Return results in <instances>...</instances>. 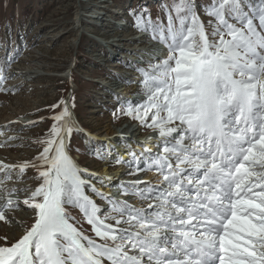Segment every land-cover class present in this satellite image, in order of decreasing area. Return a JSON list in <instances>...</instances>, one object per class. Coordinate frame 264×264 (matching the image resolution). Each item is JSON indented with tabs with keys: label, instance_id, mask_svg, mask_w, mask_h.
Masks as SVG:
<instances>
[{
	"label": "snow or ice",
	"instance_id": "snow-or-ice-1",
	"mask_svg": "<svg viewBox=\"0 0 264 264\" xmlns=\"http://www.w3.org/2000/svg\"><path fill=\"white\" fill-rule=\"evenodd\" d=\"M128 13L166 55L135 69L144 99L113 116L154 130L160 150L146 146L150 136L139 153L126 149L128 160L111 148L89 154L126 164L130 175L152 171L156 182L119 184L140 207L99 191L93 181L111 178L72 155L76 135L86 145L96 138L75 119L74 103L58 99L36 155L0 161V264H264V0H209L207 20L196 0H170L156 19L143 7ZM5 31L7 93L14 89L3 86L4 68L18 53L8 47L10 26ZM27 169L35 170L34 187H7ZM17 210L29 211V221Z\"/></svg>",
	"mask_w": 264,
	"mask_h": 264
},
{
	"label": "rangeland",
	"instance_id": "rangeland-1",
	"mask_svg": "<svg viewBox=\"0 0 264 264\" xmlns=\"http://www.w3.org/2000/svg\"><path fill=\"white\" fill-rule=\"evenodd\" d=\"M95 2L101 7L98 8ZM169 2L170 0H0V64L7 59L3 53L5 41L9 39L5 30L9 26L11 42L8 47L18 53L15 60L4 68V75L8 78L3 86L14 91L0 92V144L4 145L0 147V161L18 164L36 155L40 150L38 141L44 137L52 122V113L48 106L62 97L69 98L70 104L74 103L75 119L91 135L105 134L110 129L114 131L112 123L118 121L123 122V128L125 125H136L142 132L154 131L141 126L131 117L119 113L113 116V111L118 107L126 108L129 101H125V106L121 101L125 93L140 94L141 97L136 102L144 99L142 86L137 83L142 77L135 69L147 68V61L155 62L153 57L166 55L164 46L153 40L150 33H145L143 40L134 43L132 38L138 30L133 27V18L128 13L129 7H143L156 19L158 15H163L161 9ZM196 3L202 18L207 20L203 10L209 0H196ZM95 9L103 11L104 17L86 15ZM80 18L81 24L78 21ZM120 20L127 23L117 30L116 21ZM123 33L129 34L126 44L122 47L118 41L119 48L113 46L116 50H110V39ZM103 44L106 46L100 47ZM142 45H146L150 50L154 48L152 53L142 54H147L143 58L145 62H135L137 57L132 58L125 54L123 58L120 57L124 52H129L131 47H134V50L132 48L130 54L138 56L142 51L138 48ZM103 48L105 51L100 56ZM111 60L123 62L120 66L112 65ZM33 69L39 72H33L30 76L34 77L29 80L26 71L32 72ZM132 71H135L136 75L130 76L129 72ZM101 90L106 94H101ZM117 97L120 98L119 103ZM40 117L45 119L40 120ZM30 121L38 123L31 126ZM9 136L16 139L9 141ZM83 136L81 133L74 137L72 155L74 154V159L82 167H87L93 172L101 168V162L104 161L89 154L93 152L95 141L92 140L86 145L87 138L84 136V140ZM77 148L79 152L76 151ZM105 164L109 170L119 167L111 162ZM34 177L35 170L27 169L19 179L14 176L5 183L9 188L34 187ZM99 203L98 200L97 204ZM21 211L27 212L26 216L19 217ZM15 215L18 219L29 221L31 213L27 210H17ZM5 227L3 222H0V234H3ZM84 227L89 229L86 224Z\"/></svg>",
	"mask_w": 264,
	"mask_h": 264
},
{
	"label": "bare ground",
	"instance_id": "bare-ground-1",
	"mask_svg": "<svg viewBox=\"0 0 264 264\" xmlns=\"http://www.w3.org/2000/svg\"><path fill=\"white\" fill-rule=\"evenodd\" d=\"M101 1L106 2V0H101ZM96 6L98 8L101 7V5L98 3H96ZM114 13L116 15V11ZM78 14L79 13H77V15ZM86 15H89V17H93L94 15H96V18H103L104 17L103 11H99V9L98 10L95 9L93 11H90V13L86 14ZM78 21H80V24H81L82 19L80 18ZM126 23L127 22L125 20H122V21L120 20L119 22L116 21V25L118 27L117 30H119V28H122L123 25H126ZM116 36H117V34L115 35V37ZM144 36H145L144 32L138 31L137 34L134 35L133 38L132 37L131 38L135 41L134 43H137L138 41L143 40ZM98 37H100V36L98 35ZM128 38H129V34H124V33L118 34V37H116L114 39H110L109 47L111 49L110 48L109 49L112 51H115L116 48H114L113 46H117V49H118L119 48L118 44H117L118 41L122 44V47H123V45L126 44L125 41ZM114 41H116V42H114ZM105 46L106 45L103 44L100 47H105ZM95 48H97V47H95ZM129 49L134 50V47H131ZM138 49L142 50L140 53L137 54L138 56L134 55V53L130 54V50H129V52H124L122 55H120V54L119 55L122 58H123L124 54L128 55L129 57L131 56L132 58L137 57L138 59L135 60V62L141 61L143 63V62H145L143 60V58H145L147 56V54L152 53V51L154 50V48H153V50H150V48L146 47V45H142ZM138 49L135 48V50H138ZM101 50H102V52H100V54H99L100 56L102 55L101 53H103V51H105V49L103 48ZM144 53H147V54L142 55ZM155 58H156V56L153 57L152 60H154ZM102 59H104V56H102ZM122 62H123V60H121V61L120 60H111L112 65H119L120 66ZM100 68H101V66H100ZM33 72H39V71L37 69H33L32 72H31V70L26 71V73L29 75V80H31L34 77V75L30 76ZM135 73H136L135 71L129 72L130 76L136 75ZM41 74L46 75L44 72H42ZM92 82H94V81H92ZM114 92H118V91L114 90ZM100 93L106 94V92L102 91V90L100 91ZM140 97H141L140 94L138 95L135 93H131V94L125 93L124 96L121 98L122 105L125 106V101L135 103L137 100L140 99ZM94 109H97V108H94ZM133 124H135V123H133ZM112 126H113V128L115 127L114 131H112L110 129L105 134H97V133L92 134V136L96 138L95 140H93V142L95 141V146L92 144L94 147L93 152H95L97 150H99L101 152H105L107 149L111 148L113 156L120 155V156H123L124 159L128 160V159H131V157H130V155L127 154L126 149L129 146H131L132 149H134L137 153H139L142 150L141 146L144 145V143L146 141H148V137H150V136L153 137V140L148 141L146 146L151 148L153 152H158L160 150L158 147L155 146V137L158 135L155 131H151L149 133L142 132V130H140L139 127H137L136 125L135 126L125 125L123 128V122H119V121L117 123H112ZM101 163L103 166L101 168L97 169L96 171H93V172L97 173L99 177L111 178V185L106 183L104 186H101L100 183L93 181L94 183H96V187L99 189V191H101V192L105 193L106 195L113 197L115 199L127 200L130 204H132L136 207H140L142 202L135 196L123 195L121 189L119 188V184L120 183L128 184V183H131L132 181H136V180L152 181L153 183H155L157 178H156L154 172L145 170V171H141L135 175H130L129 173L132 172V169L129 168L126 164L125 165L116 164L117 166H119L118 168H116L115 170L114 169L109 170V167L105 164V162L104 163L101 162ZM141 167H144L143 162H142V158H141ZM1 176L2 175H0V177ZM140 187H143V185H141ZM93 199L96 201V203L99 200L100 203L98 205L101 206L102 208L105 207V201L100 200L98 197H95L94 195H93ZM26 214H27V212L21 211V212H19L18 216L22 218V217L26 216Z\"/></svg>",
	"mask_w": 264,
	"mask_h": 264
}]
</instances>
